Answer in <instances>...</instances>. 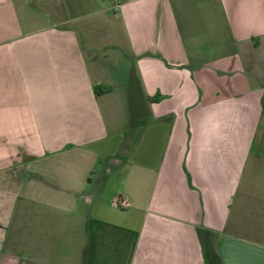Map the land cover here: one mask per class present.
Instances as JSON below:
<instances>
[{"label":"crops","instance_id":"crops-1","mask_svg":"<svg viewBox=\"0 0 264 264\" xmlns=\"http://www.w3.org/2000/svg\"><path fill=\"white\" fill-rule=\"evenodd\" d=\"M0 264H264V0H0Z\"/></svg>","mask_w":264,"mask_h":264},{"label":"rangeland","instance_id":"rangeland-1","mask_svg":"<svg viewBox=\"0 0 264 264\" xmlns=\"http://www.w3.org/2000/svg\"><path fill=\"white\" fill-rule=\"evenodd\" d=\"M188 4V3H187ZM186 10H188V7H186ZM102 193H103V198H107V196L110 195V192H112L113 188H114V179L113 178H110L108 179V182L103 185L102 187ZM108 212H111L112 213V216H124L123 213H121V210L118 209L117 206H115V209L114 208H111L110 206L107 208Z\"/></svg>","mask_w":264,"mask_h":264},{"label":"built area","instance_id":"built-area-1","mask_svg":"<svg viewBox=\"0 0 264 264\" xmlns=\"http://www.w3.org/2000/svg\"><path fill=\"white\" fill-rule=\"evenodd\" d=\"M114 204L115 206L119 207V208H126L128 207L129 203L127 202V200H124L122 198H116L114 200Z\"/></svg>","mask_w":264,"mask_h":264},{"label":"trees","instance_id":"trees-1","mask_svg":"<svg viewBox=\"0 0 264 264\" xmlns=\"http://www.w3.org/2000/svg\"><path fill=\"white\" fill-rule=\"evenodd\" d=\"M102 88H98V89H95V91H97L96 93H100V91H103L101 90ZM99 91V92H98Z\"/></svg>","mask_w":264,"mask_h":264}]
</instances>
